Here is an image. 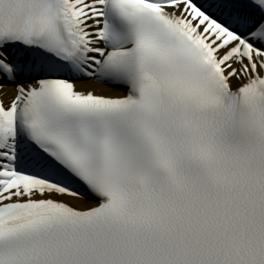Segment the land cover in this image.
<instances>
[{"label": "snow or ice", "instance_id": "6c2138e0", "mask_svg": "<svg viewBox=\"0 0 264 264\" xmlns=\"http://www.w3.org/2000/svg\"><path fill=\"white\" fill-rule=\"evenodd\" d=\"M0 264H264V0H0Z\"/></svg>", "mask_w": 264, "mask_h": 264}, {"label": "bare ground", "instance_id": "6f19581e", "mask_svg": "<svg viewBox=\"0 0 264 264\" xmlns=\"http://www.w3.org/2000/svg\"><path fill=\"white\" fill-rule=\"evenodd\" d=\"M79 87H86L85 85H78ZM96 90L99 91H103L106 90L108 87L104 86V85H95Z\"/></svg>", "mask_w": 264, "mask_h": 264}]
</instances>
